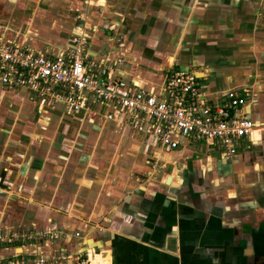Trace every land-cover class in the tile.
Returning <instances> with one entry per match:
<instances>
[{
	"label": "crops",
	"instance_id": "obj_1",
	"mask_svg": "<svg viewBox=\"0 0 264 264\" xmlns=\"http://www.w3.org/2000/svg\"><path fill=\"white\" fill-rule=\"evenodd\" d=\"M82 25L88 54L132 90L158 92L174 70L213 100L249 90L256 131L230 158L170 150L101 106L56 103L45 122L25 90L0 86V236L60 233L0 243V260L64 250L91 264H264V0H0V40L32 53L54 56Z\"/></svg>",
	"mask_w": 264,
	"mask_h": 264
},
{
	"label": "built area",
	"instance_id": "obj_2",
	"mask_svg": "<svg viewBox=\"0 0 264 264\" xmlns=\"http://www.w3.org/2000/svg\"><path fill=\"white\" fill-rule=\"evenodd\" d=\"M88 31L79 26L70 45L51 57L0 40V86L25 90L36 103V115L45 122L56 103L67 114L86 110L93 116L95 107L101 106L105 119L170 150L202 145L221 158H230L239 143L256 131L257 126L243 113L251 98L249 90L229 91L213 100L201 92L195 74L184 70L167 72L158 92L132 90L106 64L88 54ZM59 234L50 228L37 233L22 230L0 236V243L42 244L56 240ZM90 257L88 252L61 250L51 256L39 253L0 260V264H91Z\"/></svg>",
	"mask_w": 264,
	"mask_h": 264
},
{
	"label": "water",
	"instance_id": "obj_3",
	"mask_svg": "<svg viewBox=\"0 0 264 264\" xmlns=\"http://www.w3.org/2000/svg\"><path fill=\"white\" fill-rule=\"evenodd\" d=\"M169 181H170V178L168 177V179H167L166 183L168 184V183H169Z\"/></svg>",
	"mask_w": 264,
	"mask_h": 264
},
{
	"label": "rangeland",
	"instance_id": "obj_4",
	"mask_svg": "<svg viewBox=\"0 0 264 264\" xmlns=\"http://www.w3.org/2000/svg\"><path fill=\"white\" fill-rule=\"evenodd\" d=\"M74 34H75V31L73 32V35H72V37L74 36Z\"/></svg>",
	"mask_w": 264,
	"mask_h": 264
}]
</instances>
